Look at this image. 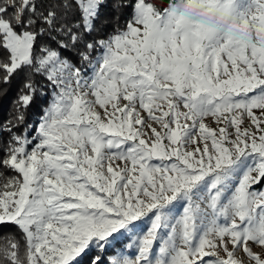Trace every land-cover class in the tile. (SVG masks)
Here are the masks:
<instances>
[{"label": "snow or ice", "instance_id": "6c2138e0", "mask_svg": "<svg viewBox=\"0 0 264 264\" xmlns=\"http://www.w3.org/2000/svg\"><path fill=\"white\" fill-rule=\"evenodd\" d=\"M105 6L0 0V264H264V0Z\"/></svg>", "mask_w": 264, "mask_h": 264}, {"label": "trees", "instance_id": "16d2710c", "mask_svg": "<svg viewBox=\"0 0 264 264\" xmlns=\"http://www.w3.org/2000/svg\"><path fill=\"white\" fill-rule=\"evenodd\" d=\"M117 0H107V6L101 9V20L97 21V30L93 31L92 35L88 37L89 40L99 39L107 33H112L117 24L123 26L128 19L130 9H121L119 13V20L117 21V13L113 11L112 4ZM121 3H128V0H119ZM156 3L166 4L167 0H156ZM101 21H105L101 27ZM77 49L72 48L70 51H65L62 55L67 56L69 60L74 63H78V57L76 55ZM33 83L36 88L35 95L31 101V104L25 110V124L33 125L38 124V117L42 115V109L47 106L51 88L48 85V81L42 76L36 75L33 78ZM24 85L23 74L14 76L10 83H0V125H3L14 116V105L18 97L21 95ZM16 132H22L23 126L14 129ZM8 139L7 133H0V145L2 142ZM4 169L0 168V173H3ZM16 229L12 225H0V240L8 233H14Z\"/></svg>", "mask_w": 264, "mask_h": 264}, {"label": "rangeland", "instance_id": "374dc122", "mask_svg": "<svg viewBox=\"0 0 264 264\" xmlns=\"http://www.w3.org/2000/svg\"><path fill=\"white\" fill-rule=\"evenodd\" d=\"M50 98H51V94H50ZM49 100H50V99H49ZM45 107H46V106H45ZM205 123H207L209 126L215 127V122L212 121L211 118L206 119ZM246 123H247V121H245V124H246ZM260 187H264V184L260 185ZM125 243L127 244V243H130V242H129V241H126ZM254 250L259 251L258 248L254 249ZM129 251H131V250L126 248V249H125V254H127ZM236 255H237V258H241V259H243L244 264H247V258H246V256H243L242 252H239V251H238V252L236 253Z\"/></svg>", "mask_w": 264, "mask_h": 264}]
</instances>
